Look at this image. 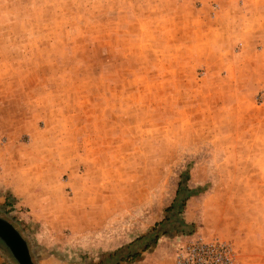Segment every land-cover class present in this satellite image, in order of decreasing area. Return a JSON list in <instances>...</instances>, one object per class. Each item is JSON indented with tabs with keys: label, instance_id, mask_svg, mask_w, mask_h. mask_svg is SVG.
Here are the masks:
<instances>
[{
	"label": "rangeland",
	"instance_id": "obj_1",
	"mask_svg": "<svg viewBox=\"0 0 264 264\" xmlns=\"http://www.w3.org/2000/svg\"><path fill=\"white\" fill-rule=\"evenodd\" d=\"M2 181L33 264H264V0H0Z\"/></svg>",
	"mask_w": 264,
	"mask_h": 264
},
{
	"label": "built area",
	"instance_id": "obj_2",
	"mask_svg": "<svg viewBox=\"0 0 264 264\" xmlns=\"http://www.w3.org/2000/svg\"><path fill=\"white\" fill-rule=\"evenodd\" d=\"M233 247L218 239H184L176 249L174 264H236Z\"/></svg>",
	"mask_w": 264,
	"mask_h": 264
},
{
	"label": "trees",
	"instance_id": "obj_3",
	"mask_svg": "<svg viewBox=\"0 0 264 264\" xmlns=\"http://www.w3.org/2000/svg\"><path fill=\"white\" fill-rule=\"evenodd\" d=\"M184 185L185 184H183L181 181L178 183V188L176 190V194H175V198H174L173 203L175 201H177V199L179 198L180 193H181L180 188L183 187ZM190 193H191V191H188L189 195H190ZM173 203H172V205H170L166 209V211H168V212L172 211V208L174 207ZM157 226L158 225H155L151 229L150 234H148V237L146 239H137V240H139L138 242L144 241V244L141 247L136 246L137 248H140V251H137V250L134 251L133 249H131V250L129 249L124 253H119L117 251V252L109 254L105 260H103L102 262H99L97 264H121L122 262L132 263L133 261H135L138 258L140 252H146V251L150 250L157 243V241L159 240V237H160L158 234V231L156 230ZM133 244H135V243H132L131 245H129V247L131 248V246ZM11 254H12V252H11ZM12 256H13V254H12Z\"/></svg>",
	"mask_w": 264,
	"mask_h": 264
},
{
	"label": "water",
	"instance_id": "obj_4",
	"mask_svg": "<svg viewBox=\"0 0 264 264\" xmlns=\"http://www.w3.org/2000/svg\"><path fill=\"white\" fill-rule=\"evenodd\" d=\"M0 237L5 241L20 264H33L25 241L10 224L1 219Z\"/></svg>",
	"mask_w": 264,
	"mask_h": 264
},
{
	"label": "crops",
	"instance_id": "obj_5",
	"mask_svg": "<svg viewBox=\"0 0 264 264\" xmlns=\"http://www.w3.org/2000/svg\"><path fill=\"white\" fill-rule=\"evenodd\" d=\"M19 186L20 187L25 186L24 182H22V181H2V183H0V191L6 190L8 192V194H11V196H12L11 198L15 199L17 201L21 197L20 192H19V190H20ZM0 194H1V192H0ZM5 199H6V202L9 203V196L4 198V196L1 194L0 195V202L4 201Z\"/></svg>",
	"mask_w": 264,
	"mask_h": 264
},
{
	"label": "flooded vegetation",
	"instance_id": "obj_6",
	"mask_svg": "<svg viewBox=\"0 0 264 264\" xmlns=\"http://www.w3.org/2000/svg\"><path fill=\"white\" fill-rule=\"evenodd\" d=\"M0 219L3 220V221H5V222H7V223H9V224L15 229V231H16L18 234H20V233L17 231V229L14 227V225L10 223V221H7L6 219H3L2 217H0ZM20 237H21V236H20ZM0 240L6 245L5 241H4L1 237H0ZM6 247L10 250V248H9L7 245H6ZM27 248H28V247H27ZM10 251H11V250H10ZM28 251H29V250H28ZM11 252H12V251H11ZM12 254H13V253H12ZM12 254H11V255H12ZM29 255H30V254H29ZM13 256H14V255H13ZM13 256H12V257H13ZM14 257H15V256H14ZM14 257H13L12 259L17 263L16 258H14ZM17 264H18V263H17Z\"/></svg>",
	"mask_w": 264,
	"mask_h": 264
},
{
	"label": "bare ground",
	"instance_id": "obj_7",
	"mask_svg": "<svg viewBox=\"0 0 264 264\" xmlns=\"http://www.w3.org/2000/svg\"><path fill=\"white\" fill-rule=\"evenodd\" d=\"M14 255V254H13ZM16 258V257H15ZM18 261V260H17ZM19 262V261H18ZM20 264V263H19Z\"/></svg>",
	"mask_w": 264,
	"mask_h": 264
}]
</instances>
